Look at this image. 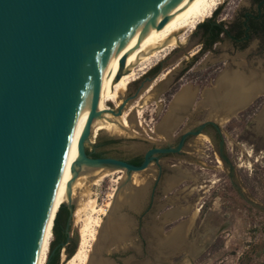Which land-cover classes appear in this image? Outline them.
<instances>
[{
	"label": "water",
	"instance_id": "95a60500",
	"mask_svg": "<svg viewBox=\"0 0 264 264\" xmlns=\"http://www.w3.org/2000/svg\"><path fill=\"white\" fill-rule=\"evenodd\" d=\"M160 1L0 0V264L35 263L82 91L109 44ZM169 15L167 10L153 26L161 28ZM127 55L126 52L120 59V68L124 67ZM169 82L164 80L156 92L164 90ZM151 84L152 79H146L117 110L104 111L121 116L131 106L127 105L128 100L141 97V92ZM104 111L98 112L92 101L79 141L75 175L86 168L120 169L126 176L116 193L123 188L139 189L133 184V174L149 168L156 153H175L178 149L150 148L140 165L114 156H90L87 145L92 122ZM207 123L186 131L180 146L188 136L203 133ZM222 144L219 155L228 162L233 178L232 165ZM131 199L132 209L140 198ZM76 202L70 196L62 204L69 211L65 226L68 239ZM112 214L120 219L109 239H100L101 254L108 250L110 242L120 244L134 238L123 222L132 218L121 213L119 206L112 208ZM169 233L171 242L173 234ZM100 253L96 264H107ZM49 261L50 254L46 264Z\"/></svg>",
	"mask_w": 264,
	"mask_h": 264
},
{
	"label": "rangeland",
	"instance_id": "374dc122",
	"mask_svg": "<svg viewBox=\"0 0 264 264\" xmlns=\"http://www.w3.org/2000/svg\"><path fill=\"white\" fill-rule=\"evenodd\" d=\"M244 2L246 0H222L218 6L219 13L216 16L211 14L209 18L230 20ZM195 29L182 32V39L170 51L179 46L178 53L164 64L161 74L168 69H172V72L160 81L155 80L149 92H141L138 99L128 100L127 105H133L137 101L143 105L142 115L138 118L137 109H133L130 111V121L125 122L122 117L109 111L102 113L101 118L104 122L91 137L87 145L88 151L97 149L109 152L112 156L127 157L132 156L138 147L146 150L156 144L169 142L161 124L167 123L169 119L168 114L172 110V105L168 99L171 97L164 93L167 87L159 93L156 89L164 80H171L170 78L181 70L183 62L189 60L185 58L188 50L199 48L195 46L198 42L194 39L188 43ZM164 58L156 59L152 67ZM187 76L189 74L173 86L169 93H174L180 88L193 89L196 83ZM134 83L135 81H132L128 85L121 98L122 102L138 90V84ZM105 102L106 110L110 108L117 110L113 102L109 100ZM179 103L180 101H177V104ZM201 109L197 102L192 108L194 113ZM199 119L194 118L190 121L186 118L177 132H175L177 126L174 128V137L182 129L196 124ZM138 120H142L141 125L137 123ZM219 124L223 132V153L232 165L233 178L230 176L231 167L228 162H224L219 155L220 139L212 138L204 132L198 136L206 135L209 140L197 139L198 136H195L188 141L186 155L175 156L176 159L163 162L166 165L174 163L178 166L174 167L177 170H165V175L172 178L171 192L162 197L164 201L161 206L153 207L147 215H143L142 212L147 207V197L152 186L150 182L155 176L156 165L152 164L147 168L149 180L141 184L143 188H123L119 193L116 192L121 179L117 180L116 173L95 182L96 176H92L88 182L89 192L86 197H76L77 202L81 199L85 203L89 200L92 202L83 209L80 218L76 219L74 216L76 220L73 218L71 222L69 241L61 248L60 264H68L72 257L68 258L67 248L76 247L77 251L80 246L82 239L80 230L84 223H88L90 227L88 226L85 232L86 244L83 250L88 252L91 258L87 263L96 264L100 253L98 252L100 239H109L113 233V226L120 219L112 214V210L110 211L116 206L121 208V213L132 218L123 222L133 232L134 238L120 244L110 242L108 250L100 253L101 257L107 260V264H264V210L261 208L264 207V97L262 101L255 102L229 121ZM192 186L196 189L189 194ZM132 195L135 201L140 198V203L134 204L131 209ZM108 202H111L109 213L104 214L103 209L107 208ZM185 205L188 206L189 212L183 211ZM127 208L132 211L129 212ZM196 208L199 209L198 216L187 233L186 224L191 218V212ZM98 221H101V226H97ZM94 228H97V237L92 240L91 230ZM169 232L173 234L171 242L168 240ZM54 238L53 234L51 242ZM74 261L73 264H84L80 258Z\"/></svg>",
	"mask_w": 264,
	"mask_h": 264
},
{
	"label": "bare ground",
	"instance_id": "6f19581e",
	"mask_svg": "<svg viewBox=\"0 0 264 264\" xmlns=\"http://www.w3.org/2000/svg\"><path fill=\"white\" fill-rule=\"evenodd\" d=\"M221 2L222 0H161L154 8L150 9L146 14L139 17L135 24L128 31L126 30L125 32L118 35V37L115 38L111 44H109L103 54L104 57L100 59V62L96 66L92 75L89 77L86 86L79 98L66 155L56 186L54 188L45 224L41 232L34 264H46L50 243L53 238L54 218L57 209L61 204L67 202L70 196L72 198H78V196L86 197L89 192L88 182L91 180L92 176H96L94 182L114 173L117 174V180L124 179L126 176L123 170H111L103 167L86 168L80 174L75 175L74 166L79 160V141L86 128L87 118L90 114L92 101H95L98 112L106 110L107 105L105 100L113 102L116 107L120 106L122 103L121 98L124 96L128 85L132 81H136L140 76H142L143 73L150 69L156 59L164 58L179 43L180 39H182V32L184 33L187 30H194L198 24L209 18L221 4ZM167 10H170L169 19L161 28H155L153 24L157 22ZM126 52L128 53L126 63L124 67L120 68V59ZM168 73L169 69L163 72L156 79V81L162 80L167 76ZM118 74H120L119 78H117ZM154 84L155 82L149 86L146 92H149ZM236 91H238V89H236ZM229 92L230 93H228L227 96V103L224 102V98L221 101L218 100L220 98L216 100L213 99L210 108L207 109V114L212 115V113H218V109L221 108L223 110V116L220 118V122L229 121L241 108L245 106V104L248 102L247 100L249 99L247 94H240L234 98V103L232 101L230 102L228 99L232 98L231 94L235 95V92L232 90ZM177 100L180 101L179 104L182 105V103L187 102L188 95L182 93L177 97ZM217 100L218 103H223V105H216ZM143 101L145 102L146 100ZM133 109H137V115L139 118L142 115L143 105L138 101L131 105L130 108L127 109L120 117H122L125 122H129L131 118L130 111ZM101 116V114L97 115L92 122L91 137L95 135L97 128L104 122ZM139 120L137 123L141 125L142 120ZM172 123L174 124V119L170 118L167 120V123L165 122L161 124L163 126L162 131L165 133L169 126H173ZM197 139L209 140L206 135H199ZM132 179L134 185L141 186L142 183H145L149 180L147 169L142 172H135L132 176ZM195 187L192 186L189 189V194H191L192 191H195ZM175 197H177V195ZM185 199L187 200V198ZM90 202H92V200H89L87 203H85L82 201V199L77 202L74 212L76 219L81 217L83 209L87 208L86 206H88V203ZM94 202L95 201H93V204ZM110 206L111 202H108L107 208L103 209L104 214L109 213L108 208ZM111 210L112 209H110V211ZM183 211H188V206H183ZM198 213V208L191 212V218L186 224V232L189 231L193 226ZM88 222L90 221L88 220ZM83 225L84 226L80 230L82 237L80 246L70 258V260H68V264H73L76 258H80L84 264H86L87 261H91V258H89V253L83 250L85 247L84 244H86L85 232L90 226L88 223H84ZM97 226H101V221L97 222ZM91 237L92 240L96 239L97 228L91 230ZM64 256L65 253L62 254L63 259Z\"/></svg>",
	"mask_w": 264,
	"mask_h": 264
},
{
	"label": "flooded vegetation",
	"instance_id": "af4514ba",
	"mask_svg": "<svg viewBox=\"0 0 264 264\" xmlns=\"http://www.w3.org/2000/svg\"><path fill=\"white\" fill-rule=\"evenodd\" d=\"M193 39L198 42L195 46H199V48L188 50V55H185V58L189 60L183 62L181 70L170 78L169 85L164 90V93L171 97L168 99L169 104L172 105V110L168 114L170 115L169 119H174L173 126H169L165 131V136L169 142L155 145L178 150L175 153H156L154 155L151 165H156L157 169L155 170V176L150 182L152 186L150 194L147 197V207L142 212L143 215L149 214L153 207L161 206L162 201H164L162 197H166L167 193L171 192L172 185L170 181L172 178L167 177V174L165 175V170L172 171L174 167L178 168V166L174 163L166 165L163 162L165 160L176 159L175 156H183L188 153L186 150L188 141L195 136H188L180 146L183 134L186 131L196 128L198 124L208 122L203 132L212 138L217 137L220 139L218 143V152H220L221 143L223 142V132L220 129L219 123H221L220 118L223 116V110L220 108L216 114H207V109L210 108L213 99L220 98L218 100L221 101L224 98V102L227 103L228 93L232 90L235 92V95L231 94L232 98L228 100L234 103V98L237 95L247 94L249 96L248 102L237 112L238 114L251 107L255 102L262 101L264 97V0H246L234 12L230 20H226V18L217 20L215 17H211L203 21L196 26L188 43H191ZM178 47L170 52L162 61L155 64L149 72H146L145 75L136 80L134 84H138L140 87L141 83L148 78L154 82L160 76L164 64L178 53ZM198 64L200 66H196ZM169 71L171 73L172 69ZM187 74H189L187 78L196 83L194 88H190V90L180 88L170 94L169 91L173 86L186 77ZM180 93L188 95L187 102L182 103V105L177 104V97ZM198 96L200 97L199 100L197 99ZM218 100L216 105L222 106L223 103H218ZM196 102L199 103L202 109L194 113L192 108ZM186 118L190 121L194 118L200 119L191 127L182 129L174 137V128L177 126L175 129V132H177ZM149 149L143 150L138 147L132 156L114 157L140 165L144 161L146 152ZM88 153L92 157L112 156L109 152L97 149L88 151ZM177 168L174 170H177ZM138 187L140 188L141 186Z\"/></svg>",
	"mask_w": 264,
	"mask_h": 264
},
{
	"label": "trees",
	"instance_id": "16d2710c",
	"mask_svg": "<svg viewBox=\"0 0 264 264\" xmlns=\"http://www.w3.org/2000/svg\"><path fill=\"white\" fill-rule=\"evenodd\" d=\"M220 8L218 7L214 11V16L219 13ZM176 49V48H175ZM174 49V50H175ZM69 215L68 208L64 205H60L57 209L54 224H53V234L55 236L54 240L50 244V261L49 264H60V254L63 243L69 241L68 235L65 232V226L67 218ZM67 256L70 258L76 252V247L66 249Z\"/></svg>",
	"mask_w": 264,
	"mask_h": 264
}]
</instances>
